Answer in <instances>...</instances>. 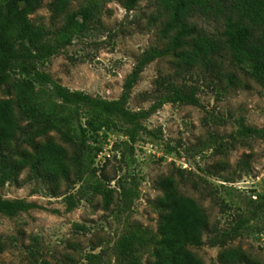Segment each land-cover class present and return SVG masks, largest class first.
<instances>
[{
    "label": "rangeland",
    "instance_id": "rangeland-1",
    "mask_svg": "<svg viewBox=\"0 0 264 264\" xmlns=\"http://www.w3.org/2000/svg\"><path fill=\"white\" fill-rule=\"evenodd\" d=\"M55 0H42L28 15L43 30L42 42L53 44L66 13L77 11L86 0H69L64 13L56 15ZM98 2L99 21L55 54L32 59L33 64L54 81L70 90L93 97L116 100L137 57L155 46H166L161 34L165 16L156 0H140L132 10L122 0ZM190 22L207 34L219 36L221 20L196 15ZM221 74L212 66L198 63L179 69L172 55L147 64L132 87L125 107L130 111L147 109L157 100L155 80L171 76L177 85L196 88L198 105L165 103L141 121L142 129L132 153L123 150L126 136L119 130H102L107 138L91 140L100 148L94 157L97 175L116 189L118 179L136 190L130 205L124 207L116 191L108 206L99 195L87 197L67 208L65 196L75 193L80 183L67 179L44 181L28 179V169L16 182L0 187V197L23 199L34 206L10 216L0 212V239L5 248L0 264H39L42 260L63 264H114L116 241L130 231L144 237L139 246V264H154L158 210L153 199L161 194L155 181L173 174L179 190L202 206L210 223L204 239L229 231L241 217L248 218L234 239L223 247H189L205 264H219L221 248L239 246L258 264H264V208L250 216L257 202L264 200V140L239 133L241 124L264 128V90L243 68L233 64L229 53L217 57ZM178 70V71H177ZM227 75L232 76L228 81ZM23 77L12 72L11 79ZM0 86V97H5ZM54 138L66 146L55 132L40 138ZM95 141V142H94ZM124 151L122 156L121 152ZM177 168L184 172L179 174ZM75 225H80V228ZM98 257L89 259L88 255Z\"/></svg>",
    "mask_w": 264,
    "mask_h": 264
},
{
    "label": "trees",
    "instance_id": "trees-1",
    "mask_svg": "<svg viewBox=\"0 0 264 264\" xmlns=\"http://www.w3.org/2000/svg\"><path fill=\"white\" fill-rule=\"evenodd\" d=\"M140 0H122L126 10H132ZM165 16L161 34L168 37L162 49L152 46L143 51L132 71L127 75L120 97L106 100L78 90H70L40 71L31 61L44 59L68 45L72 38L82 34L93 21H99L98 2L86 0L77 11L65 14L55 43L42 42L43 30L31 23L28 15L34 13L42 0H0V86H5V97H0V187L16 182L21 171L28 169V179L44 181L67 179L73 175L79 182L75 193L65 196L67 208L76 200L99 195L108 206L116 191L124 207L136 196V190L118 179L116 189L98 176L94 157L101 151L91 140L107 138L102 130H119L127 137L121 141L123 150L132 153L138 133L144 129L141 121L165 103L198 105L196 88L177 85L171 76L155 80L157 100L147 109L130 111L125 105L129 93L145 66L154 59L172 55L178 70L187 71L193 65H210L221 74L217 57L229 53L233 64L243 68L264 90V0H156ZM69 0H55L56 15L65 12ZM196 15L221 20L223 30L219 36L207 34L190 22ZM177 70V71H178ZM23 77L11 79V73ZM228 81L232 76L227 75ZM55 132L66 145L45 137ZM240 134L264 140V128L241 124ZM95 142V141H94ZM122 156L124 151L121 152ZM181 174L183 169L177 168ZM161 194L153 199L158 210L154 264H205L189 247H200L205 242L221 246L240 234L248 218H239L229 230L212 235L206 240L210 223L206 210L197 201L179 190L173 174L155 181ZM34 205L23 199L8 200L0 197V212L13 216ZM264 208V200L251 210L254 217ZM80 228V225H75ZM144 237L135 231L123 234L115 244L114 264H139V246ZM5 245L0 239V253ZM89 259L98 257L88 255ZM219 264H258L241 247L221 248L217 254ZM39 264L51 263L42 260Z\"/></svg>",
    "mask_w": 264,
    "mask_h": 264
}]
</instances>
